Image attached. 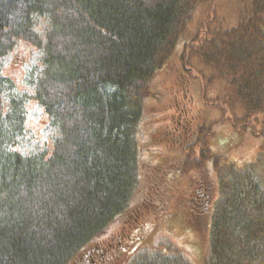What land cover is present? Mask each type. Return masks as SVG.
<instances>
[{"label":"trees","instance_id":"16d2710c","mask_svg":"<svg viewBox=\"0 0 264 264\" xmlns=\"http://www.w3.org/2000/svg\"><path fill=\"white\" fill-rule=\"evenodd\" d=\"M232 1L227 23L224 0H0V264H188L140 252L177 213L205 221L206 264H264V179L254 164L219 157L210 173L203 150L188 147L201 109L191 134L168 124L159 132L161 146L188 147L184 156L148 164L135 141L154 77L156 105L170 98L165 75L181 76L193 102L175 47L195 11L207 17L182 52L228 89L209 106L230 111L240 131L264 117V0ZM23 45L41 60L21 94L5 63L26 62ZM29 105L56 127L47 150L18 148L36 127Z\"/></svg>","mask_w":264,"mask_h":264},{"label":"rangeland","instance_id":"374dc122","mask_svg":"<svg viewBox=\"0 0 264 264\" xmlns=\"http://www.w3.org/2000/svg\"><path fill=\"white\" fill-rule=\"evenodd\" d=\"M224 2L228 12L226 16L228 23V19H231L236 13V4L232 0H224ZM206 17V11H195L187 23L185 31L178 38L175 47L191 69L186 77L194 83L193 102L190 91H187V84L183 83L181 76L179 79L175 77L179 75H165L163 81L166 95H164L165 98L168 97L167 95L170 98L166 100L167 102L161 101L156 105L157 101L162 98L163 92L159 75L154 77L152 88L143 99V113L135 132L136 146L141 152L142 160L148 164H155L161 157L168 155L184 156L186 152H190L188 149L191 148L196 152L203 150V154L209 158L207 166L212 175L216 171L213 161L219 157L220 163L234 162L237 168L254 164L255 166L251 168L255 169L258 176L264 178V117H260L259 122L248 121L244 131L232 127L233 114L230 111L220 113L213 106H209L210 100L215 98L219 92L222 96L225 95L228 89L223 84L220 85L215 77L206 71L207 68L204 67L198 55L182 52L192 43L200 29V24ZM45 24L46 21L41 22L40 27L42 28ZM18 54L25 57L27 61L23 63L21 60H17L18 64H10L9 62L13 59V56H10L5 63V68L6 74L11 75V79L15 83L13 90H19L23 94L28 91L30 75L37 69L41 54L32 52V48L25 45L22 46V50ZM179 62L178 68L182 65V62ZM170 101H174L178 106H172ZM154 105L157 108H154L152 112L151 108ZM29 106L28 115L31 121L36 123V127H32L25 136L19 138L18 148L28 152H35L38 149L47 150L57 134L56 127L47 123V119L41 115L37 106ZM171 109L174 110L168 112ZM197 110L205 115V117L201 116L202 122L196 117ZM159 111L166 114L161 115ZM174 118H178L181 125H178L177 119ZM197 123H200L197 134L192 139L195 144L188 145L189 148L173 151L168 147L161 146L160 138H158L159 132L168 126L170 128L168 127L167 131H173L175 127H178L179 130L191 134L193 126ZM184 145L186 144L184 143ZM158 224H160L159 228L154 231L149 242L142 245L140 252L179 255L186 259L188 264H206L209 252L208 245L204 246L207 237L205 221L202 219L197 221L194 216L177 213L160 219ZM116 232L117 229L110 233L108 231L107 237L111 234L114 237Z\"/></svg>","mask_w":264,"mask_h":264}]
</instances>
